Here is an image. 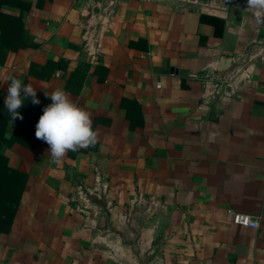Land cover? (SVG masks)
Masks as SVG:
<instances>
[{
    "label": "crops",
    "instance_id": "1",
    "mask_svg": "<svg viewBox=\"0 0 264 264\" xmlns=\"http://www.w3.org/2000/svg\"><path fill=\"white\" fill-rule=\"evenodd\" d=\"M247 8L0 0L2 153L21 181L0 223V264H264V60L234 93L217 89L264 42ZM90 29L97 51L85 46ZM12 79L40 101L21 93L22 121L5 108ZM56 89L97 131L59 163L35 136ZM229 209L260 226L232 222Z\"/></svg>",
    "mask_w": 264,
    "mask_h": 264
},
{
    "label": "clouds",
    "instance_id": "2",
    "mask_svg": "<svg viewBox=\"0 0 264 264\" xmlns=\"http://www.w3.org/2000/svg\"><path fill=\"white\" fill-rule=\"evenodd\" d=\"M248 10L253 13L257 23H264V0H247ZM31 98L33 104H39L36 90L32 85L23 86L19 79H12L5 99V108L12 120L19 115L24 98ZM52 101L44 108L36 124L35 136L49 145V154L54 162L59 163L68 151L95 145L97 131L92 127L91 113L78 106L63 89H56L49 95Z\"/></svg>",
    "mask_w": 264,
    "mask_h": 264
},
{
    "label": "built area",
    "instance_id": "3",
    "mask_svg": "<svg viewBox=\"0 0 264 264\" xmlns=\"http://www.w3.org/2000/svg\"><path fill=\"white\" fill-rule=\"evenodd\" d=\"M140 1L147 2V1H153V0H140ZM174 1L178 3H186L189 1H199V2H204V3H210L213 0H174ZM228 1L231 3L239 2V0H228ZM85 46L87 47L89 52L91 51V47L93 48L96 47V51L97 49L99 50V48L101 47V36L98 30L90 29L86 31ZM96 51L94 54H96ZM262 60H264V42L259 43L258 49L256 50V52L250 55V58L248 60V65H245L242 69H239V70L237 68L232 69L231 70L232 73L230 75H226L221 80V82L217 83V89L220 90L221 86L226 84L230 88V91L228 92V94L234 93L237 83L241 82L242 80L246 79L249 76L248 69L250 68V65H251L250 63H254V62L262 61ZM102 187H103L102 190L105 193V191H107V187L105 185H103ZM99 191H100L99 188L86 189V191L80 189L79 193H80V197L86 199L85 197L88 194L96 195L99 197L102 194ZM227 217L232 222L239 224V225L246 226V227L258 228L260 226L259 217L253 216L248 213L238 212L234 209L228 210Z\"/></svg>",
    "mask_w": 264,
    "mask_h": 264
},
{
    "label": "rangeland",
    "instance_id": "4",
    "mask_svg": "<svg viewBox=\"0 0 264 264\" xmlns=\"http://www.w3.org/2000/svg\"><path fill=\"white\" fill-rule=\"evenodd\" d=\"M4 123L0 115V138L4 134ZM5 141H0V223L8 221V214L17 200L20 191V179L15 177L14 172L8 167L2 156ZM9 212V213H8ZM10 215V214H9Z\"/></svg>",
    "mask_w": 264,
    "mask_h": 264
},
{
    "label": "trees",
    "instance_id": "5",
    "mask_svg": "<svg viewBox=\"0 0 264 264\" xmlns=\"http://www.w3.org/2000/svg\"><path fill=\"white\" fill-rule=\"evenodd\" d=\"M23 109H24V107L21 106V108H20L18 111H19V115L22 116L23 119H25V118H24L25 115L21 114ZM7 113H8V111H7ZM8 114H9V113H8ZM19 119H20V118L17 117V120H19ZM23 119H20V121H22ZM0 140H1V141L3 140V134H2V136H1V138H0ZM2 154H3L2 156L4 157L5 154H4V153H2ZM10 212H11V213L8 212V213L10 214V215L8 214V220H10V219L12 220V217H13V215H14V213H15V209H13V208L10 209Z\"/></svg>",
    "mask_w": 264,
    "mask_h": 264
},
{
    "label": "snow or ice",
    "instance_id": "6",
    "mask_svg": "<svg viewBox=\"0 0 264 264\" xmlns=\"http://www.w3.org/2000/svg\"><path fill=\"white\" fill-rule=\"evenodd\" d=\"M245 222H247V221H245Z\"/></svg>",
    "mask_w": 264,
    "mask_h": 264
}]
</instances>
